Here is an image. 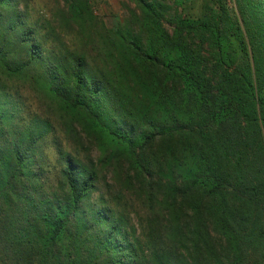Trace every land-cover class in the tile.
<instances>
[{"label": "trees", "instance_id": "obj_1", "mask_svg": "<svg viewBox=\"0 0 264 264\" xmlns=\"http://www.w3.org/2000/svg\"><path fill=\"white\" fill-rule=\"evenodd\" d=\"M61 1L0 0V264H264V0Z\"/></svg>", "mask_w": 264, "mask_h": 264}, {"label": "rangeland", "instance_id": "obj_2", "mask_svg": "<svg viewBox=\"0 0 264 264\" xmlns=\"http://www.w3.org/2000/svg\"><path fill=\"white\" fill-rule=\"evenodd\" d=\"M90 8L92 10L93 16L97 21L102 22L106 28H114L118 23H123L132 12L137 13L135 10V4L131 0H88ZM165 2L166 5H170L171 0H161ZM225 3L227 6L232 7V1L226 0ZM58 4L59 7L62 6L61 0H30L28 7L26 9L27 18L31 21L42 20V18L51 19L54 14V9ZM69 39L65 38V42ZM20 96L22 101L27 106V110L32 113H37L42 117L50 116L51 122L54 124V114L48 105V101L42 95H31L28 90L20 89ZM55 126V137L60 141V145L64 150L72 153L76 158L83 159L84 153L81 150H78V153L75 154L73 149L74 147L70 143L65 132L62 129H59L58 126ZM41 149L44 152L46 157L45 161H53L52 149L49 146L43 145ZM89 156L91 159L96 158L95 151H90ZM130 200H133L132 198ZM134 202V208L132 211H139L138 205ZM130 217L133 221H137L136 215L133 216L132 212Z\"/></svg>", "mask_w": 264, "mask_h": 264}]
</instances>
